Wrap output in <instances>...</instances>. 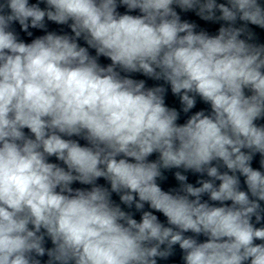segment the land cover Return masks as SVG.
<instances>
[{"label":"clouds","instance_id":"1","mask_svg":"<svg viewBox=\"0 0 264 264\" xmlns=\"http://www.w3.org/2000/svg\"><path fill=\"white\" fill-rule=\"evenodd\" d=\"M17 24L45 34L26 43ZM249 25L264 29L262 0H0V264H158L176 246L183 264H264V44ZM122 73L210 111L178 123L167 88Z\"/></svg>","mask_w":264,"mask_h":264},{"label":"water","instance_id":"2","mask_svg":"<svg viewBox=\"0 0 264 264\" xmlns=\"http://www.w3.org/2000/svg\"><path fill=\"white\" fill-rule=\"evenodd\" d=\"M30 2H36V0H30ZM262 3H264V0H262ZM41 7H44V5L41 4ZM118 11L121 14H123L127 10L124 7H120L118 9ZM177 11L181 15L182 20H188L189 22L196 23L198 25V30L199 29H204V30L208 31L210 34H215L217 32L219 26H220L219 23H213V22H207V21L201 20L198 16L195 15L194 12H181L180 9H178V8H177ZM129 14L136 15V14H138V12H132V13H129ZM47 27H48V31H55V32H57V34H65L66 33V34L72 35L71 30H70V28L67 25H57V24H55L53 22H47ZM15 28H16V31L19 33L20 39H22L26 43H30L32 39L36 38L37 36L45 34L43 30L29 29L33 33V35L31 37H29L26 33L22 32L20 30V27H19L18 24L15 25ZM249 28L255 34L253 42L257 43V44H264V29H261V28H259L257 26H254V25H249ZM78 43L81 46L87 47L86 43L82 39L79 40ZM89 52H90L91 55H95L96 54L94 49H89ZM98 62L101 63L104 66L108 65L109 63H111V61L109 59H107V58H105L103 56L98 58ZM122 75H129L131 78L138 79V80L139 79H143V80L146 81V87H153V86L163 85L165 88L168 89V91L166 93V96H165V103L169 107H174L178 111H180L181 105H180V102H179V98L176 97V96H173V94L171 93V90H170V86L165 84L163 81L152 80V79H150L148 77L143 76L140 73H131V74L122 73ZM201 109H203L206 112H208V111H210V106L205 104L204 102H202L199 99V97H197L196 107L194 109H192L191 112L185 114L182 111H180V119L178 120V123H181V124L184 123L191 114H193L194 112L199 111ZM258 123H264V121H260ZM24 131H25L26 134H29L27 129H25ZM71 139H77L82 146L86 145V143H87L86 141H84L83 139H80L78 137H71ZM149 159L150 160L156 159V154H153V156L149 157ZM49 161L50 162H54V163H61V162L57 161L55 159V157H50ZM259 161H260V156H259V154H257L255 156L253 162H252V166L254 168L259 169L260 168ZM61 166H63L62 163H61ZM175 171L176 170L166 171L164 173L166 179L158 181V183H160L161 187L164 190L167 191L170 188H174V187H178L179 186L178 182L176 181V179L174 177V172ZM186 175L188 176V182L193 183V184L196 183L197 179L201 178V177H199L198 174H193L191 172L186 173ZM98 183L102 184V185H106V182L102 178L98 181ZM72 187L73 188H87V187H90V186L81 185L78 182H76V183H74L72 185ZM241 187H242V189L246 190V186L243 183V177H241ZM204 199H207V197L205 196ZM113 200H115L117 203H119V197L116 194H113ZM262 206H264V202H262ZM122 207H124L126 211H132L135 214V218L139 220L140 213L135 212L134 208L133 209H127L126 206H123V205H122ZM145 210H149V209H147V205L145 206ZM155 214L158 215V217L160 218V220L162 222L166 223V218L163 217L162 214H160V213H155ZM262 223H264V222H262ZM257 226L259 227L261 225H257ZM189 235H191V234L189 233ZM198 239L200 241H204L206 238L203 237V236H200V237H198ZM257 243H259V241H257ZM51 246H52L51 242L47 241L46 247H51ZM181 257H182V252L179 249V247L176 246L175 254L172 257H170L168 260H166V261H158V264H183V261H182ZM43 259L46 260L47 257L45 256Z\"/></svg>","mask_w":264,"mask_h":264}]
</instances>
